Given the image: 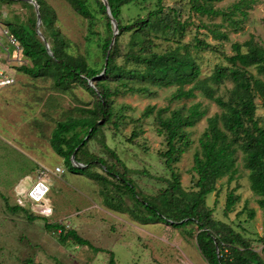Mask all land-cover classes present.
I'll return each mask as SVG.
<instances>
[{"label": "rangeland", "instance_id": "374dc122", "mask_svg": "<svg viewBox=\"0 0 264 264\" xmlns=\"http://www.w3.org/2000/svg\"><path fill=\"white\" fill-rule=\"evenodd\" d=\"M44 1L56 13L55 28L65 38L68 52L83 56L91 67L100 68L104 60L99 44L106 33L103 25L105 18L97 0H89V7L98 20L92 30L88 20L78 15L66 0ZM34 2H28L32 6L19 1L2 5L0 30L6 29L9 22H28L31 17L37 16L38 8ZM155 2L149 0L144 3L141 0L138 5L123 8L122 23L129 24L139 16L146 17L156 8ZM238 2L224 0L215 6L217 9L230 10ZM189 3L190 0H163L164 8L179 10L183 20L191 16ZM247 10L248 16L242 28L238 31L231 27L224 29L228 32L229 42H222L218 52L192 50L202 70L201 78L212 75L217 66H228L224 56L232 54L231 46L235 42L244 43L254 37L264 47V0H253L252 8ZM192 18L195 25L187 30L182 44L194 41L198 34L197 26L201 22L209 25L222 22L221 17L193 15ZM44 30L40 26V31ZM199 34H205V30ZM47 39L48 42L52 41L51 37ZM130 40L131 34L120 38L123 53L128 52ZM208 41L213 42L211 39ZM157 43L156 52L178 45L175 41L167 40H158ZM2 56L5 65L13 70L10 73L14 75L15 84L0 90V264H109V252L114 253L117 264H208L197 245L196 225L177 229L166 223L142 224L128 210L123 213L108 208L101 186L86 175L75 174L73 161L68 162L55 151L51 138L58 123L82 116L80 110L93 108L95 98L80 86L62 92L55 89L51 78L35 79L23 74L19 70L21 66H32L23 54L12 50L10 57ZM120 62L123 63L122 60ZM230 88L232 84L227 82L220 93L226 94ZM176 90L177 87L152 88L151 93L146 95H118L114 98L115 110L122 112L125 124L118 130L106 125L98 140L89 145L92 154L114 163L110 152H106L102 146L104 141L129 168L128 176L138 191L146 196L157 195L166 187V182L156 178L171 179L172 173L160 157V153L166 150L164 138L158 135L153 117L142 118L145 111L149 107H155V112L163 108L175 110L198 102L208 110L207 117L188 130L193 145L183 155L181 162L175 165V172L179 174L186 190L194 187V155L199 150V139L207 127V118L221 113L216 104L200 93L196 99L173 101ZM258 104L257 116L264 126V105L261 100H258ZM134 133L138 136L133 137ZM238 156L237 177L231 183L228 177L218 181L216 191L207 198V206L213 211L215 220L231 225L250 240L253 248L264 257L261 242L264 238V208L259 206L260 198L250 189L249 171L244 168V154L239 152ZM116 166L120 173L126 172L122 165ZM57 168L62 172L58 173ZM45 170L52 173L47 176ZM42 180L50 185L48 206L52 210L51 214V210H34L24 195L33 184ZM232 190L236 191L237 200L233 210L228 212L226 201ZM124 202L132 206L129 198H124ZM16 205L29 209L38 217L37 220L28 219L23 212L11 211ZM55 223L75 230L95 249L102 251L98 253L72 241L61 243L58 233L45 227V224Z\"/></svg>", "mask_w": 264, "mask_h": 264}, {"label": "trees", "instance_id": "16d2710c", "mask_svg": "<svg viewBox=\"0 0 264 264\" xmlns=\"http://www.w3.org/2000/svg\"><path fill=\"white\" fill-rule=\"evenodd\" d=\"M17 1L32 6L24 0H0V7ZM35 1L39 5L41 26L45 29L41 33L46 39L52 38L48 42L52 55L36 31V15L28 22H9L7 27L19 41L23 55L32 63V66L23 65L19 70L35 79L51 78L55 89L62 92L80 86L95 98L93 108L81 109L82 116L59 122L52 133L53 148L68 162L80 147L76 161L85 167H76L75 174L86 175L101 186L108 208L118 212L128 210L142 224L166 223L177 229L196 225L197 245L208 264H264V257L253 248L250 240L231 225L215 220L213 211L207 206V198L216 191L218 181L228 177L231 183L237 177L238 155L242 152L244 168L249 171L250 189L260 198L259 206L264 208V126L257 116L258 100L264 105V47L254 37L244 43H233L232 54L224 56L228 66H217L212 75L206 78H201L202 70L192 54V50L218 52L222 42H229L228 32L224 29L231 27L238 31L242 28L253 0H239L230 10L216 8L215 5L224 0H190L191 16L186 20H183L179 10H166L163 0H155L154 10L129 24L122 23L123 8L138 5L141 0H108L112 17L119 26V34L112 48L114 25L103 2L97 0L105 18V23L99 24L104 25L106 33L99 44L104 60L100 68L91 67L85 57L68 52L65 38L55 28V11L44 0ZM66 1L78 15L88 20L91 30L97 26L98 20L89 7V0ZM148 1L142 0L144 3ZM193 15L221 17L222 22L213 25L201 22L194 41L182 44L187 30L195 25ZM201 30H205V34H199ZM126 34H131V40L128 52L123 53L120 38ZM158 40L175 41L178 45L156 52L154 49L159 46ZM91 81L92 85L89 84ZM227 82L232 84V88L226 94H221L220 90ZM112 84H115L114 88ZM171 87H177L173 101L196 99L200 93L216 104L221 113L207 118V127L199 139V150L194 155V187L186 190L175 172V165L181 162L183 155L193 145L188 130L207 117L208 110L198 102L175 110L163 108L155 112V107H149L145 111L142 118L153 117L158 135L164 138L166 150L160 153V157L172 173L171 179L156 178L166 182V187L157 195L146 196L138 191L128 176L129 168L104 141L102 146L106 152H110L114 163L92 154L89 145L98 140L106 125L118 130L125 124L122 112L115 110V97L127 93L146 95L151 93L152 88ZM137 136V133L133 134V137ZM116 165H122L126 172L120 173ZM235 192L232 190L228 194V212L236 204ZM126 197L132 201L131 207L124 202ZM11 211L23 212L30 220L38 218L20 205L11 208ZM45 227L58 233L63 244L72 241L98 253L102 251L63 224H45ZM261 242L264 255V238ZM109 255V264H117L114 253L109 252Z\"/></svg>", "mask_w": 264, "mask_h": 264}, {"label": "built area", "instance_id": "2783aa9c", "mask_svg": "<svg viewBox=\"0 0 264 264\" xmlns=\"http://www.w3.org/2000/svg\"><path fill=\"white\" fill-rule=\"evenodd\" d=\"M3 39H6L4 42ZM15 51L17 54H23L22 47L17 40V38L13 35V33L9 30L8 27L6 29L0 30V90L6 89L7 87L13 86L15 84V80L13 78V73L11 75L10 69L5 63L2 61L3 56L7 55L10 57L11 52ZM2 53V54H1ZM13 72V70H12ZM58 173L62 172L60 168H57ZM47 176L49 173H52L49 170H45ZM50 193V185L44 182H37L35 185L33 184L29 190L25 191L24 195L27 201L33 206V209H40L42 212H45L49 209L48 202ZM22 197V196H21ZM20 197L21 200H23ZM52 204V203H51ZM52 213V210L50 214Z\"/></svg>", "mask_w": 264, "mask_h": 264}, {"label": "water", "instance_id": "95a60500", "mask_svg": "<svg viewBox=\"0 0 264 264\" xmlns=\"http://www.w3.org/2000/svg\"><path fill=\"white\" fill-rule=\"evenodd\" d=\"M101 1L103 2L104 6L107 8V14H108L109 17L111 18V22H112V24L114 25V35H113V39H112V42H111V45H110V48H112V46H113L114 43H115L116 36L119 34L118 21H117L114 17H112V12H111V9H110V7H109L108 0H101ZM28 2H32V3H33L34 1H33V0H28ZM34 4H35L36 8H38V10H37V19H38V23H37L36 31H37L38 35L43 39V41H44V43H45V45H46V48H47L48 52L50 53V55H52V52H51V49H50V45H49L47 39L42 35V33H41V31H40V26H41V16H40V12H39V5L37 4V2H34ZM108 57H109V53H108V55H107L106 64H107V62H108ZM99 77H100V76H99ZM94 80H96V79H94ZM92 82H93V81H91L89 84L92 85ZM79 149H80V147H78V148L75 150V152H74V154H73V156H72V161H73V163L75 164L76 167L83 168V167H85V166H84L83 164H80V163H78V162L76 161V154H77V152H78Z\"/></svg>", "mask_w": 264, "mask_h": 264}]
</instances>
